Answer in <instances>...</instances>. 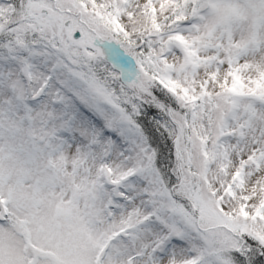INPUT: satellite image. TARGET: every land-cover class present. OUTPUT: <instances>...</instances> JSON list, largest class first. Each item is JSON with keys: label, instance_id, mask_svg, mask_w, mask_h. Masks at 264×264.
<instances>
[{"label": "snow or ice", "instance_id": "6c2138e0", "mask_svg": "<svg viewBox=\"0 0 264 264\" xmlns=\"http://www.w3.org/2000/svg\"><path fill=\"white\" fill-rule=\"evenodd\" d=\"M0 264H264V0H0Z\"/></svg>", "mask_w": 264, "mask_h": 264}]
</instances>
